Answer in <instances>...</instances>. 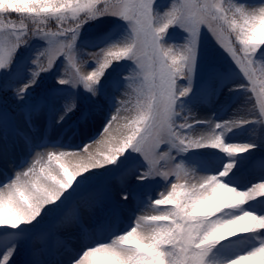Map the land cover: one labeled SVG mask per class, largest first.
Returning a JSON list of instances; mask_svg holds the SVG:
<instances>
[{"label":"snow or ice","instance_id":"1","mask_svg":"<svg viewBox=\"0 0 264 264\" xmlns=\"http://www.w3.org/2000/svg\"><path fill=\"white\" fill-rule=\"evenodd\" d=\"M102 17H113L123 27L95 50L85 51L78 43L81 31ZM177 27L185 34L182 42L170 43L175 39L171 30ZM205 29L242 71L243 82L227 85L228 93L244 92L249 100L256 94L255 119L226 120L214 127L211 121L189 123L185 113L212 95L202 99L206 82H195ZM30 45L36 47L25 63L18 54ZM58 61L73 71L65 68L56 78L60 87L55 92L62 102L53 112L54 122H64L77 110L81 88L89 98L110 106L115 102L110 90L138 85L136 115L123 126L127 134L118 138L110 133L117 107V115L107 117L99 130L108 135L89 139V144L113 145L106 155L99 148L90 152L88 144L71 149L26 137L24 149L31 159L0 182V264H12L21 243L42 221L81 194L95 175L91 169L113 172L133 154L146 161L138 176L142 191L163 181L159 198L146 202L156 214L136 215L133 210L127 227L120 229L113 211L100 224L98 238L88 240L67 264H264V177L247 185L236 180L237 158L243 164L242 154H251L257 143H233L226 137L249 124L264 126V0L258 5L246 0H170L167 7L157 0H0V92H11L30 114L37 111L33 94L41 73L52 71ZM121 62H127L128 75L109 80L107 73L123 66ZM213 74L221 77L215 64L208 81ZM89 115L84 112L82 119ZM205 124V135L188 134ZM259 140L264 143V138ZM198 149L215 151L186 155ZM5 152L0 146V158ZM77 157L80 162L73 164ZM169 161L172 168L165 167ZM259 164L264 173V158ZM180 169L182 173L176 171ZM249 239L245 248L233 247ZM27 264L46 262L30 259Z\"/></svg>","mask_w":264,"mask_h":264},{"label":"rangeland","instance_id":"2","mask_svg":"<svg viewBox=\"0 0 264 264\" xmlns=\"http://www.w3.org/2000/svg\"><path fill=\"white\" fill-rule=\"evenodd\" d=\"M246 2L258 5L260 0H246ZM157 4H160L161 7H167L170 0H157ZM122 27L123 22L113 17H102L84 25L78 43L85 51L95 50V46L107 42L113 33L118 35ZM171 31L175 39L170 43H181L185 34L178 27ZM202 45L204 52L201 56L200 69L195 82L197 85H200L202 81L206 82L201 92L202 99L207 98L210 93L212 95L207 99V102H200L195 105L191 113H185L190 116L189 123H194L196 120L211 121L212 127H214L215 123H223L226 120L255 119L253 112L259 109L256 94H251L252 99L249 100L244 92L229 94L227 90V85L243 82L242 71L233 64L226 51L218 46L216 40L206 29ZM33 47L30 45L21 49L18 58L24 59L27 63L32 58ZM227 47L225 41V48ZM211 64L216 65L221 77L213 74L211 81H208ZM121 65L123 66H115L109 70L107 73L109 80L118 75L123 79L128 75L127 62H121ZM65 68L68 72L73 71L71 67L62 66V62L58 61L52 71L41 73L38 86L33 94V101L39 103V109L31 114L28 107L18 104L13 99L11 92L6 94L0 92V146L6 148L2 159L12 160L8 162V167L0 164V182L13 176L15 171L19 170V165L24 159H31L24 149L26 137H32L41 143H47L49 146L53 144L58 146L60 144L69 145L71 149L81 148L82 145L88 144L90 152L95 153L99 148L103 149L106 155L108 149L113 145L89 144V139L95 137L99 140L108 135V133L99 130L107 117L117 115V107H120V112L118 119L113 122L110 128V133L117 135L118 138L127 134L128 129L123 126L136 115L134 104L135 89L138 85L130 87L126 85L117 92L110 90V95L115 97V102L113 101L110 106L104 105L103 101L97 98H89L82 88L78 89L77 110L70 113L64 122L60 124L54 122L53 112L60 108L62 102L61 94L55 92L60 87L56 84V78L62 74ZM180 83H184V81H180ZM259 84L260 81L257 80V91H259ZM216 89L218 91L215 93ZM66 91L70 92L71 90L66 89ZM121 100H128L131 103L120 105ZM97 103L101 104L99 108L96 107ZM253 104L256 105L255 109L252 107ZM86 111L90 113L87 120L82 119V115ZM207 131L208 128L205 124L197 126L188 134L197 137L205 135ZM235 131L244 133V135L226 133L230 142L239 143L243 140L242 143H246L248 142L247 138L251 137L250 142L257 143V147L251 150V154H242V158H246L243 164L239 163L241 158H237L239 168L236 177L237 182L247 185L240 181L248 176L251 180L253 179L252 181H259L264 177L259 164L260 159L264 158V143L259 140L260 137L264 138V126L249 124L243 129H235ZM37 150L44 151V149ZM210 151L215 150L198 149L186 155L191 158L199 153ZM133 157L126 165L113 172L105 173L103 169H91L95 175L81 194L70 201L60 213L50 215L42 221L30 238L21 243L17 253L12 258V264H27L30 259H38L46 262V264H67L68 259L78 252L88 240L98 238L100 224L111 217L113 211L117 214L116 223L120 229L127 227L133 210H136V215L156 214L152 207L147 206L146 202L149 201V197L152 199L159 198L164 187L163 181L153 182L149 189L142 191L140 186L144 182L138 180V176L141 171L146 170V161L140 154H133ZM79 162L78 157L72 159L73 164ZM9 163L11 164L9 165ZM107 167L113 168L114 166L108 165ZM165 167L172 168L173 163L171 161L166 162ZM176 171L182 173L183 169ZM233 171H237V169ZM84 175H88V173H84ZM244 181L246 182V180ZM126 194L128 199L124 200L123 197ZM134 195L137 199H133ZM247 243H250V239L237 242L233 247L239 251L245 248ZM34 249H39L41 252H36L35 256ZM29 253L31 256L28 255Z\"/></svg>","mask_w":264,"mask_h":264},{"label":"bare ground","instance_id":"3","mask_svg":"<svg viewBox=\"0 0 264 264\" xmlns=\"http://www.w3.org/2000/svg\"><path fill=\"white\" fill-rule=\"evenodd\" d=\"M232 134H234V135H240V136H241V135H244V133L236 132L235 129H234V131L232 132ZM244 140H245V139H244ZM250 140H251V137H250V138H247V141H248V142H250ZM242 142H243V140L240 141L239 143H242ZM10 159H11V158H10ZM10 161H12V160H9V161H8V159L6 160L5 158H4V159L1 158V159H0V162H1V163H0V164L4 165L5 167H8L7 164H8V162H10ZM10 164H11V163H9V165H10ZM233 170H236V169H233ZM250 177H252V176H250ZM252 178H253V177H252ZM243 179L246 180V182H245ZM236 180H237V179H236ZM240 180H241V179H240ZM250 180H251V178H249V176H248L246 179H245V178H242V180H241L240 182H243L244 184H249V183H250V182H249ZM252 180H253V179H252ZM252 180H251V182H256V181H252ZM257 182H258V181H257ZM34 252H35L34 254H35V256H36V252L40 253L41 251H40L39 249H34ZM28 255L31 256L30 253H29ZM66 258H67V257H66ZM64 260H65V259H64ZM63 262H65V261H63Z\"/></svg>","mask_w":264,"mask_h":264},{"label":"trees","instance_id":"4","mask_svg":"<svg viewBox=\"0 0 264 264\" xmlns=\"http://www.w3.org/2000/svg\"><path fill=\"white\" fill-rule=\"evenodd\" d=\"M16 15H17V14H13V15H12V18L15 19V18H16ZM50 23H51V25H52V27H53V29H54V28H55V21L53 20V21H51Z\"/></svg>","mask_w":264,"mask_h":264}]
</instances>
